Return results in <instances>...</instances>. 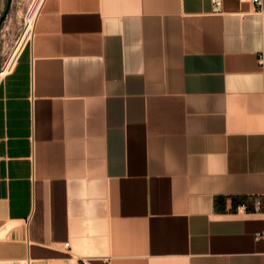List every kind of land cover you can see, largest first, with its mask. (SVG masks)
I'll return each instance as SVG.
<instances>
[{
    "label": "crops",
    "instance_id": "obj_1",
    "mask_svg": "<svg viewBox=\"0 0 264 264\" xmlns=\"http://www.w3.org/2000/svg\"><path fill=\"white\" fill-rule=\"evenodd\" d=\"M260 4L44 0L0 78V260L264 264Z\"/></svg>",
    "mask_w": 264,
    "mask_h": 264
},
{
    "label": "rangeland",
    "instance_id": "obj_2",
    "mask_svg": "<svg viewBox=\"0 0 264 264\" xmlns=\"http://www.w3.org/2000/svg\"><path fill=\"white\" fill-rule=\"evenodd\" d=\"M38 1L0 0V78L10 70L12 57L31 36L29 26Z\"/></svg>",
    "mask_w": 264,
    "mask_h": 264
},
{
    "label": "built area",
    "instance_id": "obj_3",
    "mask_svg": "<svg viewBox=\"0 0 264 264\" xmlns=\"http://www.w3.org/2000/svg\"><path fill=\"white\" fill-rule=\"evenodd\" d=\"M252 2L256 6V9L260 8V5H261L260 4V0H252ZM220 12H221V0H212V13L213 14H219ZM19 51L17 53H15L14 56L12 57V59H11V63H12L11 67L14 64ZM0 264H29V261L26 260V259H22V260H16V259H13V260H0Z\"/></svg>",
    "mask_w": 264,
    "mask_h": 264
},
{
    "label": "bare ground",
    "instance_id": "obj_4",
    "mask_svg": "<svg viewBox=\"0 0 264 264\" xmlns=\"http://www.w3.org/2000/svg\"><path fill=\"white\" fill-rule=\"evenodd\" d=\"M43 1L44 0H39L38 3H37V5H36V7L34 8L33 15H32L31 22H30V26H29L30 27V30H32V31H33L34 21L36 19V16H37V14H38V12L40 10V7H41ZM32 31L31 32L29 31L31 33V35H32Z\"/></svg>",
    "mask_w": 264,
    "mask_h": 264
}]
</instances>
